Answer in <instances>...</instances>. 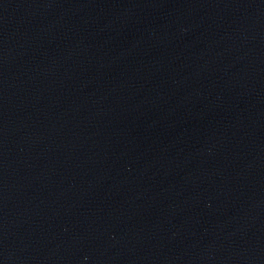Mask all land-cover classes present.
I'll return each instance as SVG.
<instances>
[{
	"label": "water",
	"instance_id": "water-1",
	"mask_svg": "<svg viewBox=\"0 0 264 264\" xmlns=\"http://www.w3.org/2000/svg\"><path fill=\"white\" fill-rule=\"evenodd\" d=\"M0 264H264V0H0Z\"/></svg>",
	"mask_w": 264,
	"mask_h": 264
}]
</instances>
